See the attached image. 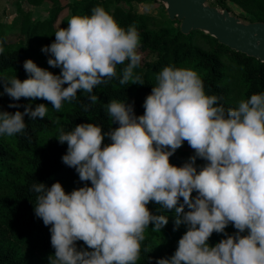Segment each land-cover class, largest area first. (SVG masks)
Here are the masks:
<instances>
[{
  "label": "clouds",
  "instance_id": "1",
  "mask_svg": "<svg viewBox=\"0 0 264 264\" xmlns=\"http://www.w3.org/2000/svg\"><path fill=\"white\" fill-rule=\"evenodd\" d=\"M67 25L41 48L59 75L25 60L29 78H0V96L42 99L60 111L81 91L95 103L94 89L114 78L121 85H144L134 73L142 59L134 24L121 27L96 6L90 16H72ZM125 61L117 77V65ZM155 80L143 115H135L132 103L114 99L106 107L115 129L102 133L100 125L82 123L58 130L57 141L67 144L62 162L91 186L70 193L59 182L31 186L35 216L51 225L55 252L49 264H136L145 230L151 224L160 232L168 224L167 216L149 211L150 202L175 213L173 231L186 227L174 254L155 264H264V93L226 110L218 96L205 94L194 70L165 66ZM23 107V112L0 111V135L24 133L25 116L43 119L48 111L44 104ZM105 137L111 143L104 144ZM184 142L194 155L173 166L170 157ZM197 159L206 162L199 169ZM230 224L236 230L231 235L225 232ZM213 233L225 238L209 246ZM78 241L86 248L78 249Z\"/></svg>",
  "mask_w": 264,
  "mask_h": 264
},
{
  "label": "trees",
  "instance_id": "2",
  "mask_svg": "<svg viewBox=\"0 0 264 264\" xmlns=\"http://www.w3.org/2000/svg\"><path fill=\"white\" fill-rule=\"evenodd\" d=\"M26 1L33 6L50 3L49 18L36 20L18 8L21 13L19 30L0 36V46L4 48L3 54H0V78L16 76L21 82L29 78L23 69V62L28 59L38 67L59 75L60 69L49 67L47 59L51 57L42 53L41 48L55 41V32L67 28L72 16H90L96 6H102L121 27L127 28L134 24L140 34L137 51L154 57L134 69V73L142 77L143 86L131 82L121 85L119 79L114 78L94 89L98 97L95 103H91L88 94L82 91L77 93L75 101L64 102L60 111H55L46 100L21 98L13 101L7 95L0 96V111L23 112V106L28 104L32 105L33 110L38 104L48 108L43 119L30 120L24 117L27 125L24 133L11 137L0 135V264H49L48 258L54 255L55 250L50 243L51 225L44 226L34 213L37 194L30 189L35 182L43 183L46 187L59 182L66 193L86 183L91 186L90 182L79 181L75 169L62 162L67 144L61 145L57 141L60 128L70 131L78 124L94 123L102 127V133L110 128L115 129L118 124L112 123L106 107L114 99L132 103L135 115H143L142 105L146 96L151 94L157 73L169 65L196 71L203 81L205 94L218 96L219 103L226 110L238 107L240 100H246L252 94L264 93V62L229 49L202 31L182 34L179 22L169 20L166 12L163 17H157L138 13L132 6V3H160L164 7L158 0H75L72 3H62V0ZM212 1V6L227 9L231 13L232 6L239 9L245 22H264V0ZM111 4L115 6L112 10L109 8ZM66 10L68 15L60 17ZM127 63L125 61L117 65V77L122 75ZM2 92L3 84L0 82ZM12 103L21 107H8ZM87 105L91 106L85 111ZM103 143L109 144L111 141L105 137ZM192 155L194 151L184 142L170 157V164L180 167ZM205 163L200 159L196 161L198 169ZM147 207L154 215L167 216L168 224L160 232H153V226L149 225L136 264H155L158 259L170 258L186 231L184 225L173 231L174 212H167L154 202H150ZM235 231L231 224L225 229L229 235ZM224 238L223 234L213 233L208 244L214 246ZM81 247L86 248L82 241H78L77 248Z\"/></svg>",
  "mask_w": 264,
  "mask_h": 264
},
{
  "label": "water",
  "instance_id": "3",
  "mask_svg": "<svg viewBox=\"0 0 264 264\" xmlns=\"http://www.w3.org/2000/svg\"><path fill=\"white\" fill-rule=\"evenodd\" d=\"M182 34L202 31L229 49L264 62V22H245L208 0H158Z\"/></svg>",
  "mask_w": 264,
  "mask_h": 264
},
{
  "label": "rangeland",
  "instance_id": "4",
  "mask_svg": "<svg viewBox=\"0 0 264 264\" xmlns=\"http://www.w3.org/2000/svg\"><path fill=\"white\" fill-rule=\"evenodd\" d=\"M75 0H62L64 2H74ZM208 4L214 5L212 0H208ZM133 8L142 14H149L157 17H163L165 13L164 7L159 4H138L132 3ZM24 13H29L31 18L36 20H47L49 18L50 3H43L40 6H33L27 3L26 0H0V36L3 34H13L19 30L21 22V13L19 8ZM115 6L111 4L109 8L112 10ZM232 13L239 17H243L242 11L232 6ZM68 15V10L65 11L60 17ZM138 53L141 55V63L149 58L153 59V55H146V53ZM188 145V144H187Z\"/></svg>",
  "mask_w": 264,
  "mask_h": 264
}]
</instances>
